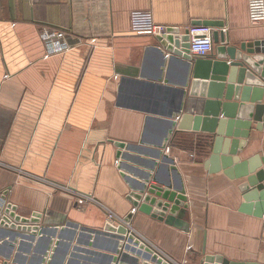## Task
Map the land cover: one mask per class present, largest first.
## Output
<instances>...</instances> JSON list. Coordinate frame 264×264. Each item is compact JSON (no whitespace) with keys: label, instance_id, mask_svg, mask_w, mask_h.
<instances>
[{"label":"crops","instance_id":"obj_1","mask_svg":"<svg viewBox=\"0 0 264 264\" xmlns=\"http://www.w3.org/2000/svg\"><path fill=\"white\" fill-rule=\"evenodd\" d=\"M134 10L180 33L193 23H219L237 47L264 39V23L250 22L247 0H0V194L7 190L16 214L38 217L35 235L31 226L19 230L27 236L11 241L8 233V243L0 242V261L8 254L13 264H110L115 239L99 231L123 223L170 263L221 255L264 264V213L255 215L257 200L247 202L242 188L254 174L236 177L243 163L246 170L251 161L264 165V129L249 116L255 82L240 84L251 85L242 103L234 88L239 73L232 84L228 70L223 76L221 101L235 103V123L212 161L213 142L230 118L220 107L213 133L194 130L193 121L178 129L193 81L190 59L166 52L154 35L132 33ZM44 28L63 30L69 49L44 57ZM215 54L213 44L207 55ZM237 121H249V129ZM222 157L231 159L233 177ZM147 173L181 177L185 228L133 207ZM108 212L119 223L108 222ZM118 257L117 264L142 261L129 251Z\"/></svg>","mask_w":264,"mask_h":264},{"label":"water","instance_id":"obj_2","mask_svg":"<svg viewBox=\"0 0 264 264\" xmlns=\"http://www.w3.org/2000/svg\"><path fill=\"white\" fill-rule=\"evenodd\" d=\"M193 25H205L215 27L213 30L212 38L213 44H215V56H198L193 58L189 54V36L187 31L180 33V30L176 27H168L165 34L156 35L155 38L159 42L160 46L168 53L174 55H182L183 57L190 59V65H192V78L190 89V97L186 101V108L182 117V123L178 125V129H186L183 123L193 121V129L198 130L202 125V130H206L210 133L214 132V125L217 122L218 110L220 107L223 110V115L230 118L226 122V132L220 134L218 132L217 137L213 142V156L211 160L217 158V154L221 152V144L224 141V135L230 136L231 127L235 123L231 118H234L235 103L222 102V89L225 87V76L227 70L230 72L228 83H234V74L237 72V84L235 85L236 93L241 90V102H246V94L250 90L248 84L240 85L243 83L245 77L249 80H253L254 98L251 99L250 109L253 108V112L249 114L253 120L259 122L258 128H263L264 125V39L256 40L253 42H242L240 45H229L225 39V35L217 28L222 27L221 24L211 21H205L202 23H193ZM259 55V57H256ZM210 80V81H209ZM236 80V79H235ZM232 87L228 86V92L225 96L226 99L230 98ZM199 96V98H196ZM245 98V99H244ZM216 100V101H214ZM240 107H247L246 105H240ZM249 108V107H248ZM211 116V117H210ZM236 124L244 125L245 129H249L250 122L242 124L239 121ZM207 128V129H205ZM247 131L242 133V137H247ZM236 135V134H235ZM241 135V133H240ZM235 143V142H234ZM236 144V143H235ZM120 148H124L125 145L120 144ZM223 149V153H225ZM122 154V152L118 153ZM234 154V151L231 152ZM171 164V169L175 172L176 168L173 166V160L167 159ZM168 162V163H169ZM231 159L222 157V168L226 171L227 175L234 176L229 167ZM259 162H250L249 170L244 169L245 163L242 166H237L236 170H239L236 177L245 176L248 173H253L247 178V183L243 185L245 200H257L255 205V215H261L264 213V165L261 166ZM260 168V169H258ZM258 169V170H257ZM231 172V173H230ZM154 180L157 184H149L150 180ZM7 190L0 194L1 198H5ZM132 205L137 208L138 211L150 215L157 220L163 221L176 228L183 229L187 226L184 220L187 197L185 195L184 183L180 176L177 180H160L156 177L152 178L150 173L145 175L144 182L139 183L136 188V192L132 194ZM132 213H129L125 221H129ZM38 217L34 214L31 217H21L15 213V206L11 203H7L6 208L0 215V233L3 239V244H7L6 236L8 233L11 235V241L15 239L16 235L27 236L19 230H31V235H35L38 226ZM16 228L18 231H14ZM10 229V230H9ZM103 234L110 233L115 239L112 252L114 255H110V264L118 263V255L121 252L129 251L138 257H141V264H171L168 261L163 260L162 256L156 251L150 248L145 242L138 239L123 223L117 226L107 224L104 227V231H99ZM15 233V234H14ZM2 244V243H1ZM13 247V243L10 244ZM8 258V254H4ZM126 257L124 254L123 257ZM200 264H236L225 259L221 255H205Z\"/></svg>","mask_w":264,"mask_h":264},{"label":"built area","instance_id":"obj_3","mask_svg":"<svg viewBox=\"0 0 264 264\" xmlns=\"http://www.w3.org/2000/svg\"><path fill=\"white\" fill-rule=\"evenodd\" d=\"M247 15L250 22L255 24L264 23V0H247ZM130 31L135 34L160 35L167 32V26L156 24L152 13L145 10H134L130 13ZM185 31L189 36V54L205 56L213 49V28L205 25H191ZM40 38L45 47L44 57L53 54L64 53L69 49L65 42V32L60 29L44 28L40 32ZM92 43L94 39L90 40ZM6 201L0 197V215L6 208ZM108 222H117L118 219L112 212L107 213ZM112 224V223H111ZM120 224V223H119ZM118 225V224H117ZM0 264H13L7 260H1ZM171 264H187L184 261Z\"/></svg>","mask_w":264,"mask_h":264}]
</instances>
